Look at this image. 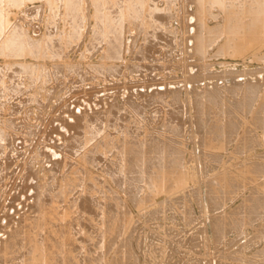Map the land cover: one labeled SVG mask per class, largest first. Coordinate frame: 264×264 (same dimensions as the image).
Masks as SVG:
<instances>
[{
  "label": "rangeland",
  "instance_id": "1",
  "mask_svg": "<svg viewBox=\"0 0 264 264\" xmlns=\"http://www.w3.org/2000/svg\"><path fill=\"white\" fill-rule=\"evenodd\" d=\"M263 44L264 0H1L0 264H264Z\"/></svg>",
  "mask_w": 264,
  "mask_h": 264
},
{
  "label": "bare ground",
  "instance_id": "2",
  "mask_svg": "<svg viewBox=\"0 0 264 264\" xmlns=\"http://www.w3.org/2000/svg\"><path fill=\"white\" fill-rule=\"evenodd\" d=\"M1 1V0H0ZM3 1V0H2ZM5 1V0H4ZM141 1V0H140ZM205 1V0H204ZM105 2V1H104ZM113 2V1H112ZM121 2V1H120ZM118 2H116V4H117ZM124 3V2H123ZM111 4V3H110ZM126 5V4H125ZM119 6V5H118ZM127 6V5H126ZM106 7V6H105ZM123 7V6H122ZM108 8V7H107ZM126 8V7H125ZM111 9V8H110ZM121 9V8H120ZM128 9V8H127ZM116 10V9H115ZM125 10V9H124ZM112 11V10H111ZM123 11V10H122ZM2 13V12H1ZM106 13V12H105ZM126 13V12H125ZM234 13H235V11H234ZM110 15V14H109ZM234 15V14H233ZM107 16V15H106ZM129 16V15H128ZM232 16V15H231ZM104 17V16H103ZM120 18H122L121 16H120ZM100 20H102V19H100ZM104 21V20H103ZM102 21V22H103ZM125 21V20H124ZM109 22V21H108ZM107 22V23H108ZM123 22V21H122ZM235 22V21H234ZM104 23V22H103ZM102 23V24H103ZM238 23V22H237ZM240 23H241V21H240ZM231 24H233V23H231ZM244 24H246V23H244ZM107 25V24H106ZM257 25V24H256ZM111 26V25H110ZM112 27V26H111ZM233 27V26H232ZM236 27H237V25H236ZM239 27H240V24H239ZM242 27V26H241ZM113 28V27H112ZM252 28H253V26H252ZM237 29V28H236ZM246 29H247V27H246ZM232 30H233V28H232ZM109 33V32H108ZM5 40H6V38H5ZM4 42V41H3ZM264 45V44H263ZM255 45H253V47H254ZM262 46V45H261ZM249 48H251L250 50H252L253 48L250 46ZM248 52H249V50H248ZM247 52V53H248ZM132 163V162H131ZM135 164V163H134ZM132 165V164H131ZM133 173V172H132ZM134 177V176H133ZM133 177H132V179H133ZM135 177H136V175H135ZM135 179V178H134ZM180 184V183H179ZM55 206H56V204H55ZM90 206V205H89ZM42 210V209H41ZM48 211V210H47ZM42 212V211H41ZM52 214V213H51ZM59 214V213H58ZM42 215V214H41ZM55 215V214H54ZM44 216V215H43ZM59 216V215H58ZM55 217V216H54ZM48 221V220H47ZM62 224V223H61ZM44 225V224H43ZM46 225V224H45ZM63 225V224H62ZM41 226H42V224H41ZM40 226V227H41ZM42 228V227H41ZM49 229V228H48ZM62 230H63V227H62ZM54 244V243H53ZM46 247V246H45ZM53 247V246H52ZM44 249V248H43ZM47 249V248H46ZM47 251V250H46ZM45 252V251H44ZM41 255H43V254H41ZM43 258V257H42ZM41 258V259H42ZM37 258H35V260H36ZM19 260H20V258H19ZM43 260H44V258H43ZM33 261V260H32ZM37 261V260H36ZM45 262V261H44ZM23 263V262H22ZM34 263H36V262H34ZM6 264V263H5Z\"/></svg>",
  "mask_w": 264,
  "mask_h": 264
}]
</instances>
